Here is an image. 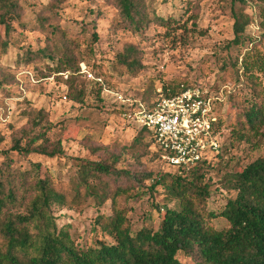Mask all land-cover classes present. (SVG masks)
<instances>
[{
	"label": "rangeland",
	"instance_id": "374dc122",
	"mask_svg": "<svg viewBox=\"0 0 264 264\" xmlns=\"http://www.w3.org/2000/svg\"><path fill=\"white\" fill-rule=\"evenodd\" d=\"M144 1L146 26L134 30L123 21L116 0H62L58 5H51L52 0H18L25 27L14 25L10 38L14 43L0 56V161L4 158L2 152L12 146V139L20 130L29 129L32 119L42 116L40 124L50 125L46 138L50 143L59 140L66 158L104 160L113 155L119 158L117 166L130 172L167 169L152 151L144 148L147 138L141 145L134 141L138 123L131 120L129 123L125 114L129 110L126 99L140 100L148 86L159 88L165 81L185 82L207 90L223 104L224 120L230 112L234 115L238 111L229 96L242 87L232 64L240 47L231 44L232 14L240 10V2ZM246 1L245 12L252 20L246 36L257 38L253 44L257 45L262 32L259 26L262 4ZM36 17L46 21L40 25ZM157 17L172 18L176 25L161 26ZM184 23V27L178 25ZM53 25L60 32L57 36L50 31ZM92 33L97 34L98 41L90 50L88 42ZM0 35L3 36L1 25ZM67 37L78 38L80 42L67 45L70 59L61 65L60 72L54 71L62 63L57 55L54 59L40 56L27 59L26 50L37 52L44 46L50 47L54 38L63 42ZM128 45H133L144 66L135 76L120 75L111 69L115 54ZM80 92L81 100L76 101ZM220 133L226 148L213 160L206 177L210 190L207 209L215 213L223 208L227 198L234 196L233 191L222 186L223 176L264 154V130L255 137L254 144L235 141L230 137V129H224L223 125L219 127ZM10 154L19 164L37 162L56 177L65 179L70 170L62 165L66 159L37 153L19 156L15 151ZM117 205L130 207L128 224L137 230L144 225L156 229L165 208L172 203L157 191L152 196L146 193L140 197L122 196ZM99 213H110L109 202L99 208L87 207L81 213L62 210L57 214V225H68L70 234L83 247L92 246L97 240L109 242L110 238L93 226ZM212 224L217 228L227 226L219 218ZM177 257L182 264L200 263L195 252H178Z\"/></svg>",
	"mask_w": 264,
	"mask_h": 264
},
{
	"label": "trees",
	"instance_id": "16d2710c",
	"mask_svg": "<svg viewBox=\"0 0 264 264\" xmlns=\"http://www.w3.org/2000/svg\"><path fill=\"white\" fill-rule=\"evenodd\" d=\"M61 1L52 0L51 5ZM116 1L126 24L134 30L146 26L144 0ZM238 1L241 8L232 14L231 44L240 47L232 64L236 67V80H242V87L229 96L238 111L234 115L230 112L224 120L221 115L223 104L219 102L216 112L218 127L229 128L231 138L254 144L255 137L264 130V0H254L262 4V20L259 21L262 32L257 45H253L257 38L246 36V28L252 22L245 12L248 2ZM21 7L18 0H0V25L3 28L0 56L5 55L14 43L10 41L14 25L25 27L20 18ZM157 20L161 26L176 25L172 18L157 17ZM35 21L43 25L46 19L36 17ZM178 25L184 27L185 23ZM50 29L55 36L60 34L54 25ZM60 41L54 38L50 47L44 46L37 52L26 50L27 59L35 56L54 59L57 55L62 63H58L54 71L60 72L61 65H66L70 59L67 45L80 42L78 38L68 37ZM97 41V34L92 33L88 42L90 50ZM20 46L24 47L23 44ZM143 68L133 45L117 52L111 65L112 71L120 75L135 76ZM194 87L173 80L165 81L159 88L151 84L143 90L140 100L149 106L157 99ZM99 94L97 92V96ZM81 97L80 92L76 101ZM41 118H33L30 128L21 129L12 139V146L2 152L0 264H182L178 252H195L199 264H264V154L238 171L223 176L222 186L233 191L234 196L227 198L223 208L215 213L207 209L210 190L206 177L213 160L225 147L221 138L223 133L219 134L218 152L209 162L190 167L172 166L161 158L162 150L156 144L153 131L138 124L134 141L141 145L147 138L144 148L152 151L167 169L134 173L117 166L118 156L104 160L66 158L60 141L50 143L46 138L50 125L42 126ZM12 151L19 156L37 153L66 159L62 165L70 169L69 173L64 179L53 176L37 162L23 166L13 160ZM146 182L149 185H145ZM157 191H161L172 206L165 208L156 229L144 225L133 230L128 224L130 207L118 206V199L140 197L144 193L152 196ZM106 202L110 204V213H99L93 226L110 238L109 242L97 240L94 245L83 247L70 234L68 225H57V214L62 210L81 213L87 207L99 208ZM218 218L224 219L227 226H213V220Z\"/></svg>",
	"mask_w": 264,
	"mask_h": 264
},
{
	"label": "built area",
	"instance_id": "2783aa9c",
	"mask_svg": "<svg viewBox=\"0 0 264 264\" xmlns=\"http://www.w3.org/2000/svg\"><path fill=\"white\" fill-rule=\"evenodd\" d=\"M119 99L123 98L118 95ZM125 112L129 121L151 129L161 158L172 166L190 167L209 162L219 149L216 112L219 98L199 87L186 88L162 97L147 106L141 100H129Z\"/></svg>",
	"mask_w": 264,
	"mask_h": 264
}]
</instances>
